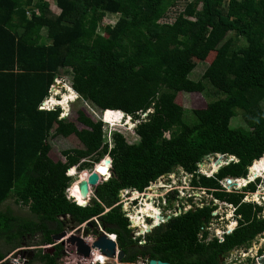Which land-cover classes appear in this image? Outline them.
I'll return each instance as SVG.
<instances>
[{
    "label": "trees",
    "instance_id": "trees-1",
    "mask_svg": "<svg viewBox=\"0 0 264 264\" xmlns=\"http://www.w3.org/2000/svg\"><path fill=\"white\" fill-rule=\"evenodd\" d=\"M176 1L56 0V14L47 0H0V260L23 244H51L52 236L93 218L116 235L123 264L153 259L219 264L228 251L264 232L263 206L245 199L258 182L233 191L223 185L227 178H241L244 185L264 177V0H192L173 17ZM109 15L117 21L103 25ZM210 52L212 60L192 79L195 64L189 57ZM60 71L69 74L78 96L102 112L106 124L120 118L114 111L139 121L147 114L134 128L137 141L109 134L101 121L87 118L78 129L61 117L60 106L41 109ZM206 89L216 97L203 108L186 110L175 101L179 92ZM237 115L245 126L230 124ZM71 135L82 148L64 150L63 161L50 162L48 139ZM217 154L235 159L212 175L199 172L205 156ZM106 156L111 177L91 190L89 203L68 198L73 181L67 171L75 176L73 167L83 171L95 163L107 175L101 160ZM175 168L190 175L192 187L235 207L238 225L224 240L207 242L205 226L218 208L214 200L133 239L130 221L117 205L120 192L143 193ZM9 199L30 216L3 208ZM142 227L141 232L149 229ZM142 238L145 245H139ZM59 256V248L37 251L34 260L58 264Z\"/></svg>",
    "mask_w": 264,
    "mask_h": 264
},
{
    "label": "rangeland",
    "instance_id": "rangeland-1",
    "mask_svg": "<svg viewBox=\"0 0 264 264\" xmlns=\"http://www.w3.org/2000/svg\"><path fill=\"white\" fill-rule=\"evenodd\" d=\"M47 1L49 2L52 11L58 14L60 10L57 8L56 0H47ZM188 1H192V0H177L175 6L172 8L173 12H170V15L174 17V13L182 9L185 3H187ZM198 5L200 6V3ZM116 21H117L116 15H109L105 19H103L102 24L112 25ZM43 33L44 35H46V30H44ZM213 56H214V52L213 53L210 52L207 54H196L195 56H190L189 62L195 64V67L191 72L190 77L192 79H198L202 75L207 64L212 60ZM55 83L60 84V86H55V85L53 86L54 89L53 91H51L50 97H54L57 101H55L56 103L54 105L43 106L45 109L47 108L48 110V109H52L53 107L60 106L63 111L61 117H64L69 121L73 122L78 129L85 128V126L80 122V120L82 118H87L92 123L96 121H101L103 123V130L107 131V133L109 134L115 132L120 133L126 138V140L129 143H134L137 141V137L134 134V128L137 126V124L142 122V120L145 121L146 118L144 114L141 116L142 120L139 121L121 113L120 118L115 120L114 123L106 124L102 120L103 118L102 112L94 108L86 100L78 96V94H76V96H74L73 99L68 98L63 103L60 104L57 103L61 100V98L64 95L69 96L70 94V92L66 89V86L70 87V83H71L69 74H67L64 71H60L59 77L55 79ZM55 90L58 92L54 93ZM215 97L216 96L212 92L206 89L203 94L199 92H179L176 95L175 101L178 104L182 105L186 110H190L193 108H203L208 100H211ZM261 106L264 109V98L261 101ZM230 124L232 126H245V123L240 115L233 117L231 119ZM51 135H53V132H51ZM48 143L51 150L47 157L50 162L63 161L64 158L62 156V152L64 150L82 148V144L73 135L67 138L61 136H55V137L52 136L48 139ZM215 160L216 157L213 156L209 158H205L198 165L199 172L207 176L212 175L214 172L217 171L219 167L217 166L216 169L212 167V163L213 161L215 162ZM94 164L95 163L91 164V168L95 167ZM97 167L94 169L97 170ZM73 168L75 169L76 172L75 176H70L68 174L69 170L66 173L67 176H69L73 181L69 189L75 183L81 172L85 171L82 174L79 181L85 180L87 176L90 174L89 169L78 171L76 167ZM258 178L260 179L259 181H257ZM227 179L223 181V185L224 183H226V185L224 186H226L225 188L227 191L241 190L244 186H247V184L251 181L258 182L256 191L245 192L246 193L245 199L248 201L249 200L255 201L259 205L263 206V213H264V177L263 176H257L253 180H249V182L244 185L238 183V181L241 178H233L232 179V182H234L233 184L228 182ZM104 181L105 178L102 177L101 183ZM132 192L133 191L122 190L119 195L120 197L119 201L120 203L124 204L123 211L125 212L126 216H128L129 221H133V220L135 221L134 224L136 226L133 225L134 227L143 229L142 225H145L143 224L144 221H146L150 225L153 224V222L145 218L146 217L145 212H143L141 208L145 207L147 211L153 214L152 218L155 217L156 220H158L157 219L158 213L162 214L165 212V215L167 214L168 216H172L174 211L180 209V207H183V209H189L195 206H202L204 203L211 202V200H214V204H217L218 208L217 210L214 211L216 212L215 218L212 220V223L209 226L211 228L209 238L213 236L214 237L219 236V234L220 236H222L223 235L222 232L225 231L224 228L226 230H229L230 227L232 226V223L237 224V220L234 215V207L231 204L214 199L213 196L207 193V191L204 188L192 187L190 184V175L184 172L181 168H175L168 175H165L159 178L154 183H151L150 186L143 191V193H138V192L132 193ZM66 194L69 198L74 199V197L73 196L71 197L67 193V191ZM92 195L93 194L91 191L89 197H91ZM5 207L11 208L13 212L17 215L23 217L30 216V213L26 207L16 205L12 199L7 200L3 204V208ZM142 229L137 230L135 228L134 230L141 231ZM218 230H223V231H221V233H217ZM258 238H256L251 244V246L255 248V250L258 247H260V245L263 242V239L261 238L258 239ZM31 244L32 243L23 244L22 246H29ZM236 253L237 250L234 252V254Z\"/></svg>",
    "mask_w": 264,
    "mask_h": 264
},
{
    "label": "built area",
    "instance_id": "built-area-1",
    "mask_svg": "<svg viewBox=\"0 0 264 264\" xmlns=\"http://www.w3.org/2000/svg\"><path fill=\"white\" fill-rule=\"evenodd\" d=\"M229 179L230 178H228L227 181ZM230 180L232 181V179H230ZM233 183L234 182H231V184H233ZM224 185H226V183H224ZM224 187H226V186H224ZM66 191L72 197V195L70 193V189L68 188ZM117 205H120L122 208V211H123V205L124 204L120 203V201H119V203ZM234 209H235V207H234ZM187 210L188 209H183V207H180V209H177L174 211L172 216H168L167 214L165 215V212L162 214L158 213V215H157L158 216V224L155 223V221H156L155 217L151 218V217H148V215H146L145 218L147 220L153 222V224L150 225L146 221H144L143 223L145 225H147L148 227H150V229L152 231L154 228H156L162 224L167 223L174 216H177V215L181 214L182 212H186ZM213 214L215 216L216 212H214ZM125 216H126V214H125ZM126 217H128V216H126ZM64 218L68 219V216L67 217H61L60 219L64 220ZM88 222H91L90 227L87 226ZM92 222L95 223V226L92 225ZM129 228L132 230L134 240H136L140 237H143V235H145L146 233H150V232H147V229H145L144 232L135 231L134 230L135 228L137 230L142 229V228L134 227L132 221H130ZM205 229L207 231L211 230V228L208 225L205 226ZM230 229H232V228H230ZM64 232H65L64 237H62L56 241L53 240V242L51 244H46V245H41V246H21V247L15 249L14 251H12L11 253H9L8 255H6L2 260H0V264H40L38 261L34 260V254L37 251H41L42 253H47V251H53L54 252L55 249H57V248L60 249V256L57 258L58 264H123L122 262H120L118 260V254L120 253L121 250L119 248V245H117L116 235L114 233L106 232L101 227V225L99 224L97 218H93V219H91V220H89V221H87L81 225H78L72 229H67ZM230 232H231V230L226 231V233H230ZM100 234H104L107 239H109L115 243V247H116V256L115 257L109 258L106 255H103L101 250L92 247L94 241L98 238V236ZM222 234H223V232H222ZM72 236L81 239L85 245L89 246L90 253H89V257L87 258V260H83V258H81L82 256L77 252V248L74 245H71V243H69V239ZM217 237L220 238L221 240H223V235L220 236V234H219V236H217ZM141 241H139V245H145L143 238L141 239ZM127 264H149V261H147V260L146 261H138L135 263H127Z\"/></svg>",
    "mask_w": 264,
    "mask_h": 264
},
{
    "label": "water",
    "instance_id": "water-1",
    "mask_svg": "<svg viewBox=\"0 0 264 264\" xmlns=\"http://www.w3.org/2000/svg\"><path fill=\"white\" fill-rule=\"evenodd\" d=\"M55 79H57V77H55ZM54 85L55 86H60V84L55 83V80H54ZM53 86L50 88V91H53V89H54ZM44 104H45V101L42 103L41 109H45L43 107ZM106 111H111V110H106ZM114 112L122 113L121 111H114ZM147 113H152V110H148ZM122 114H124V113H122ZM144 115H145V118H146L147 114H144ZM209 157H211V156H205V158H209ZM224 158H225V155L217 154V158L215 160L216 164H218V166H221L223 164L228 163L232 159H235L234 156H229V157H227L225 159ZM255 161H257V160H255ZM255 161H254V163H255ZM103 164L108 169V174L107 175H105V174L101 175L93 167V168L89 169L90 174L87 176V178L85 180L79 181L77 187H78V191H79V196L82 199L77 200L73 196L75 201L79 205L85 206V205H87L89 203V201H90L89 194L91 193V190L94 187H96L99 183H101V178L102 177L105 178V181H107L111 177V172H110L111 163H110V159L107 156L105 158H103ZM249 173H251V168H249ZM249 178H250V174L247 176V179H249ZM228 182L231 183L232 181L229 179ZM248 182H249V180H248ZM87 226L90 227L91 226V222H88ZM147 232H151V229L150 228L147 229ZM64 236H65V232H61V233H59L57 235L52 236V240L56 241V240H59L60 238H62ZM69 243H71V245H74L77 248V252L82 256L81 258H83V260H87V258L89 257V253H90L89 246L85 245L84 242L81 239L73 237V236L69 239ZM92 247L101 250L102 254L106 255L109 258H113V257L116 256L115 243L112 242L111 240L107 239L104 234H100L98 236V238L94 241ZM47 252L51 253L53 251H47ZM124 259H125V253L123 251H120V253L118 254V260L120 262H122ZM149 264H171V263L153 259V260L149 261Z\"/></svg>",
    "mask_w": 264,
    "mask_h": 264
},
{
    "label": "flooded vegetation",
    "instance_id": "flooded-vegetation-1",
    "mask_svg": "<svg viewBox=\"0 0 264 264\" xmlns=\"http://www.w3.org/2000/svg\"><path fill=\"white\" fill-rule=\"evenodd\" d=\"M235 218L237 220L236 216H235ZM211 223H212V221L208 223V226H210ZM93 225L95 226V223ZM237 225H238V220H237L236 226L230 227L232 229H229V230H231V232H232L237 227ZM224 230L225 231H223V230L217 231V233H220L221 231H223V240H224V235L228 234V233H226L227 230L225 228H224ZM208 232L209 233H208V237H207V242L214 238V236L209 238L210 231H208ZM147 234L148 233L143 235V237H145ZM201 236H203V233L200 234V237ZM258 237L263 239V242L260 245V247H258L255 250V248H253L251 246V244ZM256 238L250 244L235 247L234 249H231L230 251H228L224 256H222L221 260L219 261V264H264V232L262 234L257 235ZM144 242L146 243L145 240H144ZM236 250H237V253L234 254V252ZM139 261H143V260H139ZM136 262H138V261H136Z\"/></svg>",
    "mask_w": 264,
    "mask_h": 264
},
{
    "label": "bare ground",
    "instance_id": "bare-ground-1",
    "mask_svg": "<svg viewBox=\"0 0 264 264\" xmlns=\"http://www.w3.org/2000/svg\"><path fill=\"white\" fill-rule=\"evenodd\" d=\"M66 89L70 92V94H69V96L68 95H64L62 98H61V100L59 101V102H57L58 104H60V103H63V102H65L66 101V99H68V98H70V99H73L74 98V96H76V93L69 87V86H66ZM56 92H58V91H54V93H56ZM55 101H57L54 97H50V98H48L46 101H45V104H44V106H50V105H54L56 102ZM47 109V108H46ZM69 109V108H68ZM216 163V162H215ZM246 180V179H245ZM77 185L78 184H76L75 186H74V188H73V190L70 192L71 193V195L72 196H74L75 197V199H77V200H80V199H82L80 196H79V191H78V187H77ZM145 215H148V217H151L152 218V213L151 212H147V213H145ZM158 219V218H157ZM133 220V219H132ZM132 223H133V225L134 226H136L134 223H135V221L133 220L132 221ZM144 224V223H143Z\"/></svg>",
    "mask_w": 264,
    "mask_h": 264
},
{
    "label": "crops",
    "instance_id": "crops-1",
    "mask_svg": "<svg viewBox=\"0 0 264 264\" xmlns=\"http://www.w3.org/2000/svg\"><path fill=\"white\" fill-rule=\"evenodd\" d=\"M133 219V218H132Z\"/></svg>",
    "mask_w": 264,
    "mask_h": 264
}]
</instances>
